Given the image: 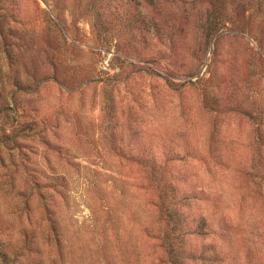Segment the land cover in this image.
Instances as JSON below:
<instances>
[{
  "label": "rangeland",
  "instance_id": "obj_1",
  "mask_svg": "<svg viewBox=\"0 0 264 264\" xmlns=\"http://www.w3.org/2000/svg\"><path fill=\"white\" fill-rule=\"evenodd\" d=\"M0 264H264V0H0Z\"/></svg>",
  "mask_w": 264,
  "mask_h": 264
}]
</instances>
